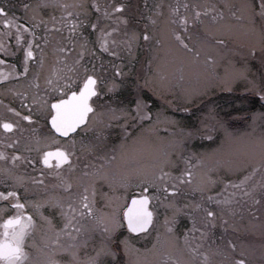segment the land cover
Wrapping results in <instances>:
<instances>
[{
    "label": "snow or ice",
    "instance_id": "snow-or-ice-1",
    "mask_svg": "<svg viewBox=\"0 0 264 264\" xmlns=\"http://www.w3.org/2000/svg\"><path fill=\"white\" fill-rule=\"evenodd\" d=\"M22 7L23 24L8 6H0V53L15 55L13 40L17 50L25 45L20 70L0 59V82L27 80L19 90L7 89L19 98V109L0 100V264H253L248 252H238L223 233L235 228L244 213L260 215L257 205L264 209V132L227 159H217L215 149L197 153L187 147L196 135L214 142L213 135L200 129H181L170 144L149 146L144 134L155 129L143 122L153 114L139 91L127 105L111 99L128 79L126 65H112L113 77L106 81V69H98L96 61L102 54L119 59L122 53L131 61L141 41H154L143 80L136 77L137 90L172 89L173 81L186 78L207 88L215 78L231 91L243 80L248 85L244 91L264 101V73L259 80L252 78L246 60L222 76L215 72L220 50L228 48L224 37L233 34L248 40L239 55H259L264 66V0H176L159 29L157 17L164 14L156 4L139 32L128 29L124 0L104 6L98 0H36ZM50 8L58 9L59 19L44 15ZM93 12L95 20L90 19ZM41 26L44 33L37 35ZM85 28L95 33L94 43ZM53 32L67 34L56 37ZM53 41L54 62L46 65L45 49ZM193 92L185 89V98ZM106 95L110 99L99 103ZM41 119L45 135H40ZM207 119L214 121L212 133H223L222 142L234 139L227 121L214 110ZM257 119L264 121V112L252 113L253 122ZM114 127L120 139L110 146L107 137ZM89 133L94 135L86 144ZM77 144L88 159L77 154ZM46 176L55 182L45 184ZM29 185L43 195L28 199ZM130 187L136 192L129 199ZM45 206L54 210L52 215H44ZM125 228L128 234L152 237L150 244L136 248L128 236L115 242ZM37 232L40 243L34 239Z\"/></svg>",
    "mask_w": 264,
    "mask_h": 264
},
{
    "label": "rangeland",
    "instance_id": "rangeland-1",
    "mask_svg": "<svg viewBox=\"0 0 264 264\" xmlns=\"http://www.w3.org/2000/svg\"><path fill=\"white\" fill-rule=\"evenodd\" d=\"M163 1L165 0H139V4L136 7L134 5H128V9L131 8L134 10L131 15H126L125 13L126 19L128 20V29H134L138 32L142 31L146 18L152 14L155 5L160 4L161 12H163L164 15L157 17V28L159 29L167 16L168 5L172 4L171 0H167V2ZM113 2H115V0H113ZM124 2L130 3L131 0H124ZM108 3L109 0H105V4L107 5ZM128 9L127 12H129ZM90 19H96V14L94 12L90 16ZM103 23L111 24L112 22L110 20H105ZM124 27V25H121L122 30ZM95 38V33L89 32V42L94 43ZM224 38L228 42V48L220 50L218 56V66L215 69V72L219 73L221 76L224 74L225 70L231 66L238 69L244 65L246 58L242 59L237 57L233 51L236 50L237 52H240L243 46L241 43H248V40L242 34H233L231 36H225ZM153 50L154 41L147 45H144L143 41H141V47L136 50L134 59L131 61L125 53H122L119 59H115L107 54H102V59L97 60L101 63L115 62L126 65L128 79L124 81L121 88L116 91L115 95L111 97V99L127 105L130 101H132L131 99H136V93L139 91L140 98L144 100L148 106L153 103V122L151 125L150 123H147V125L143 124V126L152 127L157 122H162L161 124L164 125V127L163 129L160 128V132L156 131V128L154 127L155 130L152 133L146 132L144 134L149 146L155 147L170 144L180 135L181 129H200L203 133L213 135L214 142H209L202 136L196 135L193 139L187 140V147L197 153L215 149L217 150V159H227L230 155L243 152L252 140L258 138L261 133L264 132V121L257 119L253 122L252 120V113L264 112V102H257L252 99L246 100L245 97L241 98L235 96L234 94L227 92V90H224L222 85H220L219 80L215 78L211 84L207 86V88H205L203 83L198 84L195 80L186 78L184 81H173L172 89L160 88L156 92H152L147 89L131 90L130 85H133L134 87L136 84V82L134 83V77L139 76L140 79L143 80V65L147 63L149 58L154 56ZM98 55L101 54L98 53ZM233 56H235V58ZM246 62L248 65L247 60ZM249 75L252 76L251 70ZM112 77L113 75L105 76V79L107 81L112 79ZM252 78L258 80L257 76ZM233 85L232 87L234 88L243 87L240 80L237 82V85ZM244 86L245 88L248 86L246 82ZM185 89L194 90L190 99L185 98ZM157 99L163 103H157L155 101ZM183 107H188L191 110L189 112H183L180 110ZM236 109L239 111L237 110L238 112H233ZM209 110H214L221 118L227 121L234 139L222 142V132H220L219 135L211 132V125L214 124V121L207 119ZM157 113L159 114V121L156 119ZM175 114H177V116H175ZM203 124H208L209 127L205 128L203 127ZM113 130L114 128L111 131ZM172 130H174L175 135L171 134ZM137 131H139V129H137ZM220 174L225 175L223 171ZM256 208L259 212L264 213V209H261L259 205H257ZM263 213H260V215H257V213L254 212L249 213L251 215L243 214L242 216H246L248 219H244L243 217L236 219L235 228H229L227 232L223 233L226 239H230L233 243L237 244L238 252L241 248L248 252L249 258L253 261V264H260L261 250L264 248V229L261 227V220L262 217H264ZM44 215L48 216L51 214ZM183 226V223H181L180 227L182 228ZM215 231L217 237L222 234L219 226H217ZM39 236L40 233L37 232L34 237L36 243L40 242ZM124 236H128L131 243L136 248H144L148 246L152 239V237H148L146 239L138 234H128V232L124 229L121 233H118V235L114 237V241L118 242L120 239H123ZM30 250L33 255L36 254L35 249ZM120 255L121 257L123 256L122 246Z\"/></svg>",
    "mask_w": 264,
    "mask_h": 264
},
{
    "label": "flooded vegetation",
    "instance_id": "flooded-vegetation-1",
    "mask_svg": "<svg viewBox=\"0 0 264 264\" xmlns=\"http://www.w3.org/2000/svg\"><path fill=\"white\" fill-rule=\"evenodd\" d=\"M172 1V4L173 3H176V0H171ZM35 3L36 0H0V6H8V11L10 14H14L15 16L19 17L20 20H19V23L23 24L26 22V13L23 9V4L25 3ZM50 3H55V0H49ZM90 2V0H89ZM163 2H167V0L163 1ZM202 2V0H201ZM210 2H216L218 4H223L224 3V0H210ZM98 3H100L102 6L106 5L105 4V0H98ZM139 4V0H131L130 3H127V5L129 6H132L134 5L135 7ZM165 5V4H164ZM166 6V5H165ZM129 12L126 11V15H131L133 13L134 10H132L131 8L128 9ZM27 15H30V13H28ZM44 15L47 16V15H56L57 16V19H59V11L58 9H55V8H50V9H46L45 12H44ZM136 21V20H135ZM3 26L0 25V28H2ZM49 30L51 31V25H49ZM89 32L90 30H88L87 28H85V34L88 36L89 35ZM44 33V28L43 26H41V28L37 31V35H43ZM67 33H55L53 32V36H56V37H59L61 35H66ZM7 43V41H6ZM243 46L246 45L244 42L241 43ZM12 47V50L13 52L15 53V55L13 56H6L2 53H0V59H4L6 60L9 64H15L17 69L20 70V67H21V61L23 59V47L25 46L22 42V45L20 47V50H17L15 44H14V40H13V43L10 45ZM55 46V41H53L52 43H50L48 45V47L45 49L46 53H47V57H46V65H50L54 62V54L52 52V48ZM233 53H235L237 55V57H240L242 59H244V57H241L239 55V52H237L236 50L233 51ZM232 53V54H233ZM235 58V56H233ZM236 57V58H237ZM86 60L89 59V57H85ZM246 60L248 61V67L249 69L251 70L252 72V76L251 77H254V76H257L258 77V80L261 76V73H264V66H262L261 64V61L259 59V55H257L256 57H247ZM97 64V68H101L103 67L104 69H106V72L103 73L104 76H109V75H113V69H112V65L114 64H118V63H101L100 61H97L96 62ZM5 71H8L7 68H5ZM132 79V78H131ZM239 80H237L234 85H237V82ZM242 82V85L243 87H239V88H234L232 87V90L231 92H234L236 93V96L238 97H241V98H244L245 96H250L252 99H255L257 98L258 101H261L259 99L258 96L255 95L254 92L252 91H244L245 89V81L243 80H240ZM136 82V77H134V83ZM27 85V80H24V79H20V80H17V78H14V77H10L6 82H0V100H3L6 104H11L13 107H16L17 109L20 108V101H19V98L14 96L12 94V92H8L7 89L9 88H12L13 91L15 90H19L21 89L22 87L26 86ZM233 85V86H234ZM248 87V86H247ZM130 89L131 90H135L136 88L133 87V85H130ZM132 96V95H131ZM118 98V96H117ZM109 100V96H104L100 101L99 103H103L105 101ZM132 101L135 100V99H131ZM130 101V103H134L135 101ZM152 102V101H150ZM157 103H163L161 102L160 100L156 101ZM129 104V103H128ZM148 105V104H147ZM152 109H153V103L152 105L149 104L148 106V111L152 112ZM3 105H0V114H3ZM24 114H27V112L25 111ZM153 114V113H152ZM153 122V119L151 121H144L143 124L147 125V123H150V125L152 124ZM24 124L25 127H27V122H22ZM162 123V122H161ZM160 122H157L154 126H152V128H156V130L160 131V128L163 129L164 125H162ZM40 135H45L46 134V131H47V128H46V125H45V121L44 120H40ZM153 132V131H152ZM150 132V133H152ZM93 133H89L84 139H85V143L87 144V142L89 140L92 139L93 137ZM120 139V130L118 127H114V130L113 131H110V133L108 134V137H107V143L111 146L113 144H116L118 143ZM63 142V141H62ZM5 151H11V149H8V148H4ZM77 154L81 156L82 159H88V155L86 152H83L80 148V144H77ZM33 156L36 155V153L34 152L32 154ZM31 174V173H29ZM55 177L52 176H46L45 177V184H48V185H51L52 183L55 182ZM21 191V195L22 197L25 196V193L23 191V189L20 190ZM103 191H108L107 187H104L103 188ZM136 192V189L135 188H128L127 189V194L129 196V199L131 197L132 194H135ZM27 195V198L28 199H39L40 196L43 195V192L42 190H38V189H35L33 188L31 185H29V191L28 193L26 194ZM97 201H98V206H100V204L103 203V201L101 200L100 196H99V189H98V195H97ZM41 211L44 212V214H53L54 210L53 209H50L48 208L47 206H45V208L41 209ZM251 212H247V213H244V214H247V215H251L249 214ZM260 213H263V212H260ZM264 214V213H263ZM243 217L244 219H248V217L246 216H241ZM54 222L55 223H59L58 221V218H55L54 217ZM40 241V240H39ZM38 241V242H39ZM40 243V242H39ZM66 258V257H65Z\"/></svg>",
    "mask_w": 264,
    "mask_h": 264
},
{
    "label": "trees",
    "instance_id": "trees-1",
    "mask_svg": "<svg viewBox=\"0 0 264 264\" xmlns=\"http://www.w3.org/2000/svg\"><path fill=\"white\" fill-rule=\"evenodd\" d=\"M237 110H238V109H236V110H235V111H233V112H238L239 110H238V111H237Z\"/></svg>",
    "mask_w": 264,
    "mask_h": 264
}]
</instances>
